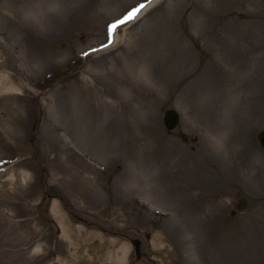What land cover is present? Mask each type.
I'll use <instances>...</instances> for the list:
<instances>
[{
	"label": "rangeland",
	"instance_id": "1",
	"mask_svg": "<svg viewBox=\"0 0 264 264\" xmlns=\"http://www.w3.org/2000/svg\"><path fill=\"white\" fill-rule=\"evenodd\" d=\"M147 2L0 0V264H264V0Z\"/></svg>",
	"mask_w": 264,
	"mask_h": 264
},
{
	"label": "water",
	"instance_id": "2",
	"mask_svg": "<svg viewBox=\"0 0 264 264\" xmlns=\"http://www.w3.org/2000/svg\"><path fill=\"white\" fill-rule=\"evenodd\" d=\"M180 119V114L174 110V108H167L165 111H163V124L165 125L166 129H171L173 127L177 126L178 120ZM256 140L258 141L259 145H261V148L264 149V128H261L255 136ZM235 209L239 211H243L244 208H246L247 203L245 197L238 198L235 201ZM233 213V212H232ZM132 245L133 250L135 252V256L137 257L140 254L139 239L132 238ZM158 264V263H157Z\"/></svg>",
	"mask_w": 264,
	"mask_h": 264
},
{
	"label": "snow or ice",
	"instance_id": "3",
	"mask_svg": "<svg viewBox=\"0 0 264 264\" xmlns=\"http://www.w3.org/2000/svg\"><path fill=\"white\" fill-rule=\"evenodd\" d=\"M144 3H138V5L133 6L130 11H127L125 15H123L122 18L115 20L114 23H110L107 27V44H103L101 47L102 48H107L109 47L112 43V36L115 31H117L119 28H121L123 25L133 21L137 15L145 8ZM92 51H98V49H93ZM84 56H88L89 53L85 52L83 53Z\"/></svg>",
	"mask_w": 264,
	"mask_h": 264
},
{
	"label": "bare ground",
	"instance_id": "4",
	"mask_svg": "<svg viewBox=\"0 0 264 264\" xmlns=\"http://www.w3.org/2000/svg\"><path fill=\"white\" fill-rule=\"evenodd\" d=\"M154 1H155V0H151V2H147V3H145V5H146L145 8H148V7L152 6L151 4H153ZM154 4H155V3H154ZM145 8H144V9H145ZM144 9H143V10H144ZM143 10H142V11H143ZM142 11H141V12H142ZM141 12H140L139 15H141Z\"/></svg>",
	"mask_w": 264,
	"mask_h": 264
}]
</instances>
